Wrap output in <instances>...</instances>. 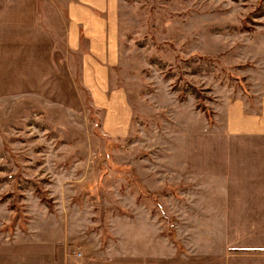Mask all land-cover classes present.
<instances>
[{"label":"rangeland","instance_id":"rangeland-1","mask_svg":"<svg viewBox=\"0 0 264 264\" xmlns=\"http://www.w3.org/2000/svg\"><path fill=\"white\" fill-rule=\"evenodd\" d=\"M262 85L264 0H0V264H264Z\"/></svg>","mask_w":264,"mask_h":264},{"label":"crops","instance_id":"crops-1","mask_svg":"<svg viewBox=\"0 0 264 264\" xmlns=\"http://www.w3.org/2000/svg\"><path fill=\"white\" fill-rule=\"evenodd\" d=\"M225 107L227 109L224 120L225 135H228L230 138H264V85L260 88L256 87L254 92H250L249 97L230 98L229 101L227 100ZM220 180L222 181L223 179L219 177L218 179H214L212 194H215V190H218V194L227 195L228 187L222 188L220 186ZM144 240L142 243H144ZM138 245L139 243L135 242L126 249H119L117 252H101L96 257L103 259H101V264H127L130 261L137 264H167L166 262H162V258H165L163 256L160 258L161 261L150 262L151 255L147 249H142ZM145 249L146 251H144ZM53 257L51 260L46 259L44 264H56ZM62 261L61 264H84L82 263L81 257L78 259L74 257L71 260L67 258ZM109 261L114 262L107 263ZM38 264H43V260H39Z\"/></svg>","mask_w":264,"mask_h":264}]
</instances>
